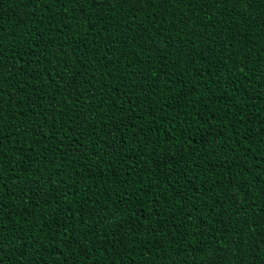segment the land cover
I'll return each mask as SVG.
<instances>
[{"label": "trees", "instance_id": "1", "mask_svg": "<svg viewBox=\"0 0 264 264\" xmlns=\"http://www.w3.org/2000/svg\"><path fill=\"white\" fill-rule=\"evenodd\" d=\"M0 264H264V3L0 0Z\"/></svg>", "mask_w": 264, "mask_h": 264}, {"label": "snow or ice", "instance_id": "2", "mask_svg": "<svg viewBox=\"0 0 264 264\" xmlns=\"http://www.w3.org/2000/svg\"><path fill=\"white\" fill-rule=\"evenodd\" d=\"M148 4L151 6L153 4V0H147ZM254 0H232L233 6L238 4H245L248 7H251L253 5ZM262 3H264V0H261Z\"/></svg>", "mask_w": 264, "mask_h": 264}]
</instances>
